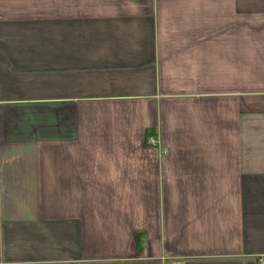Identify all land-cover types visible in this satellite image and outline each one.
<instances>
[{
    "label": "crops",
    "instance_id": "0c3cea01",
    "mask_svg": "<svg viewBox=\"0 0 264 264\" xmlns=\"http://www.w3.org/2000/svg\"><path fill=\"white\" fill-rule=\"evenodd\" d=\"M173 262L264 264V0H0V264Z\"/></svg>",
    "mask_w": 264,
    "mask_h": 264
},
{
    "label": "rangeland",
    "instance_id": "374dc122",
    "mask_svg": "<svg viewBox=\"0 0 264 264\" xmlns=\"http://www.w3.org/2000/svg\"><path fill=\"white\" fill-rule=\"evenodd\" d=\"M216 109L218 110L219 108H216ZM167 153H169V155L172 156V157H174L175 154H177L176 151L174 152V151H171V150L167 151ZM173 153H174V154H173ZM11 200H12V199H4V202H5V201H11ZM48 200H49V201L52 200L53 203H54V202H56V203L59 202V199H58V198H57V199H55V198H54V199H53V198L50 199V198H49ZM4 206H5V204H4ZM4 208H6V207H4ZM50 215H51V214H48L47 216H50Z\"/></svg>",
    "mask_w": 264,
    "mask_h": 264
},
{
    "label": "built area",
    "instance_id": "2783aa9c",
    "mask_svg": "<svg viewBox=\"0 0 264 264\" xmlns=\"http://www.w3.org/2000/svg\"><path fill=\"white\" fill-rule=\"evenodd\" d=\"M150 144H151V145H154L155 142L151 141ZM171 264H180V263H178V262H173V263H171Z\"/></svg>",
    "mask_w": 264,
    "mask_h": 264
}]
</instances>
